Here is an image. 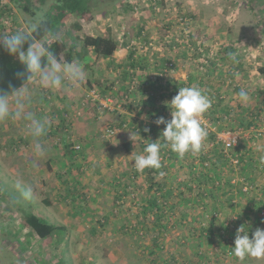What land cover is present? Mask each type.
<instances>
[{"label":"rangeland","instance_id":"1","mask_svg":"<svg viewBox=\"0 0 264 264\" xmlns=\"http://www.w3.org/2000/svg\"><path fill=\"white\" fill-rule=\"evenodd\" d=\"M53 1L56 0H44V2L32 0V5L37 9H35L36 15L31 17L29 13L18 9L11 0H2L0 34L11 35L27 29L30 24L38 23ZM83 2L92 11L94 17L90 22L81 18L76 22L82 25L87 35L114 38L118 42L117 52L120 56L115 55L110 60H103L96 59L93 53L90 54L80 63L85 71L83 84L76 86L69 84L67 87L50 90L46 96L51 102L50 105L44 104V107H40L39 101L32 105L33 108H38L35 110L39 114L48 119L58 118L59 123L53 124V122L50 124V129L59 133H56L52 140L46 141L49 151L45 156L35 154L31 138L22 122H0V264H139L138 260L141 256L138 250L144 246L148 230L144 237L136 234L133 239H128L123 237L121 231L116 233L114 229H118L113 226L112 221H109L105 233L94 238L89 233L93 225L89 222L90 219L84 220L70 213L71 207L61 200V197L66 195L64 181L68 177L73 178V181L78 179L81 184L79 189L91 197L90 199L94 197L95 203L100 207L97 219L99 222L103 218L112 220L116 213H120L122 217L130 218L132 225L137 220L135 216V213L139 212L137 207L142 208L143 204H149L153 200L154 191L136 183V186L128 188L130 193L126 196L127 201L123 205L122 201H115L114 187L107 183L109 182L107 176L111 171L106 163L112 160L115 169L118 167L123 171L122 168L127 165L130 168L128 161L133 159L127 154L120 155V158L105 155L103 143L105 138H102L103 135L100 133L120 121L118 115L122 117L120 111L125 108L129 100L121 96L122 90L129 86L121 80L120 75L125 72L130 73V70L118 67L116 64L119 59L122 63L129 62L128 54L131 46H139L134 57L136 60L150 49H156L164 56H169L171 58L169 63L172 61L177 64L176 70L171 68L169 71L170 76L187 82L189 75L185 76L195 71L189 33L200 30L203 42L210 41L213 44L210 52L204 54V58L207 59L205 64L211 67L209 71L215 72L217 67L221 69L223 75L230 73L228 78L224 79L226 82L223 83L221 77H216L214 84L208 85L209 97L214 99L219 109L226 114L223 119L218 118V122L214 121L212 128L217 132H222L221 130L224 129L238 130L236 132H240L243 137L242 143L247 148H252L254 162H260V158L264 156V75L259 73V69L264 66V0H83ZM4 6H9L12 10L8 11ZM142 26L144 33L138 39L137 30ZM77 31L76 26L71 27L70 35L67 33L62 39L66 45H70L71 41L75 40L81 52L82 43L76 40ZM172 39L183 45L170 49L167 42ZM124 40L129 42L128 48H123ZM147 41L149 45L145 44ZM227 48L229 50L223 55ZM151 53L160 65H164L165 59L161 54L155 50ZM229 53H235L241 58L246 65L245 71L240 70L237 63H233ZM150 56L151 54L146 55L147 58ZM148 78H151V73ZM204 79L205 82L209 81L206 75ZM210 79L212 80L211 76ZM134 82L136 84L130 88L131 92L137 89L136 86L139 87L138 82ZM32 87L39 90V85L36 83ZM88 87L91 90H87ZM81 88H85L88 93H84ZM241 88L249 92V101L243 105L238 97ZM139 94L137 90V96ZM61 97L64 101L60 99ZM105 107L109 110L105 111ZM62 108L67 110L62 112L63 115L59 114L62 111L59 109ZM96 112H98L97 116H95ZM112 112L117 113L111 114ZM128 114L132 115L129 112ZM62 118H66L70 125L60 130L59 124H62ZM143 118H145L144 122L156 123L154 119ZM251 121L252 125L249 127ZM254 129L263 134L258 141L252 140L251 131ZM96 134L99 136L96 137ZM69 136L75 144L79 142V145L84 147V151L74 153L75 158H72L71 153L67 151ZM20 138L28 144L23 145ZM120 138L123 139L124 136ZM120 138L116 137L115 141H112L113 147H119ZM92 146L98 149L92 153L93 161L90 162L86 151ZM83 157H88L90 165L87 164L78 171L70 165V161L81 163ZM186 164L189 166L190 162ZM189 167L186 169L176 167L172 170L173 173L174 170L177 171L175 173L177 177L169 178L167 182L171 183L173 192L175 181L178 183L187 180V175H190ZM233 168L235 169L232 172H226L222 176L223 181L229 183L230 187L238 181L239 175L236 169L240 166L233 165ZM60 172L66 173L67 177H59ZM258 176L261 178L262 174ZM103 178H106V181H103ZM16 179H22L25 183L34 186L36 192L34 200L13 203L9 193ZM139 180L141 179L138 178L137 181ZM165 180L166 178L163 177L157 179L158 182ZM227 183L220 189L225 191ZM190 184L193 188L197 186L195 181ZM186 190L188 191L187 188L183 189ZM157 195L159 196L157 208H162L161 211L165 213L163 217L169 222L168 235L172 233L173 239L183 240L188 231L185 228L186 222L191 219L195 210L189 209L188 213L191 216L181 220L185 211L173 214L169 210L170 202H175L176 196L165 199L161 192ZM247 199L243 203H246ZM220 200L222 201L223 197ZM30 215L37 216L45 223L53 224L56 227L54 235L47 240L40 239L26 226ZM89 215L90 211H88ZM251 218V221H256L259 225H254L251 230L264 229V211L259 215H252ZM236 219L235 216L229 221V231L225 237L230 238L232 244L229 243L226 254L214 252L218 248L216 244L209 246V251L201 247V252L206 256L202 264H264V259L248 258L241 262L233 255V251L231 252L232 247L235 246L234 235L240 228ZM152 220L153 217L149 222ZM260 220H262L261 225ZM199 222L204 224L205 220H197L194 227L199 228ZM150 226V223L145 225V229L151 228ZM161 255L165 257L166 253L162 252ZM188 257L194 264H199L196 257Z\"/></svg>","mask_w":264,"mask_h":264},{"label":"trees","instance_id":"2","mask_svg":"<svg viewBox=\"0 0 264 264\" xmlns=\"http://www.w3.org/2000/svg\"><path fill=\"white\" fill-rule=\"evenodd\" d=\"M1 1L2 0H0V4ZM11 1L22 12L29 13L31 17L36 15L35 9L37 8L32 5V0ZM42 2H44V0H42ZM126 4L129 5L127 2ZM4 7L8 11L12 10L9 6ZM134 7L136 10V6ZM93 17L92 11L83 0H56L53 1L45 12L44 17L38 20L39 31L34 33V35L40 42L44 40L41 44L50 48L58 59L64 63L80 64L92 53L96 59L110 60L115 55L119 57L120 55L117 52L119 49L118 42L114 40V38L108 36L87 35L83 31L82 25L76 22L78 18L83 20L87 19L88 22H90ZM75 26L78 30L76 40L78 39L82 43L83 50L81 52L78 49L75 40H72L70 45H66L62 39L67 33V35H70L71 27ZM49 30L59 31L61 39L59 41L51 39V37L47 35ZM143 33V26L139 27L137 30L138 39L143 36ZM189 38V41L191 42V58L195 60L193 66L195 71L185 76L187 77L189 75L187 82L181 80L180 82L170 76L171 72L169 71L171 68L173 70H176L177 68L176 62L171 61L169 63L171 58L169 56H164L162 52H159L156 49H150L148 53L145 52L139 60H136L134 57L139 46H131L128 54L129 62L122 63V60L120 59L117 61L116 66L130 70V73L125 72L120 75L121 80L129 86L122 90L121 96H123V98L126 97L129 100L125 104V108H123L122 111L119 110L122 114V117L118 115L120 121H117V124L113 123L114 125L112 124L110 126L107 124L109 127H107L104 132H100L101 135H103V137H101L105 138L103 141L105 145V155L108 154V157L113 158L117 156L120 158L123 154H128L129 156L132 154H143V150L147 144L156 142L160 138L159 142L163 144L164 141L161 137V132L164 130L165 125L144 122L145 119L141 120L140 117L154 119V121L159 117H164L165 120H170L172 118L171 109L167 105L170 104L174 96L178 94L180 87L196 86L209 97L208 85L214 84V78L221 77L223 83L226 82L224 79L228 78L230 74L229 72L226 73V75H223L221 74V69L217 67L215 68V72H210L211 67L205 64L207 59L204 58V54L205 52H210L213 44L210 41L203 42L200 30H196L195 33H189ZM145 44L149 45V42L147 41ZM178 45L182 46L183 44L175 39L167 42V46L170 49H174ZM187 45H189V43ZM122 46L123 48H128L129 42L124 40ZM153 50L164 57V65H160L157 58L153 56L151 53ZM228 50L229 49L227 48L223 52V55H226ZM149 54H151V56L147 58L146 55ZM237 60L239 61L237 67L240 70L245 71V63L240 57H237ZM107 68L105 69L107 70ZM21 70L22 66L14 57L0 50V87L7 88L9 85L19 86L20 81L16 79V73ZM137 72H139L138 75ZM149 73H151L150 79L148 78ZM259 73L264 75V66L259 69ZM204 75L208 77V82L207 80L205 82ZM210 76L212 77V80L210 79ZM134 81L138 82L139 87L136 86L137 89L134 92H131L130 88L136 84ZM88 83L91 85L90 82ZM210 88L213 87L210 86ZM81 89L84 93H88L85 88ZM88 89L91 90L90 87H88L87 90ZM137 90H139L140 93L138 96ZM48 93H50V90H45L43 92L44 95L42 94V98L39 100L40 107H44V104L50 105L51 102L46 97L48 96ZM93 93H95V91H93ZM151 94H153V96ZM60 99L64 101L63 97ZM209 99L211 101V107L201 117V123L204 127L205 123L209 127H212L214 121L218 122L219 119H223L224 116H226V114L219 109V105L217 106L215 100L210 97ZM47 100L49 102H47ZM35 109L38 110V108H34V110ZM63 109L64 108L59 109L60 111L62 110L59 114L63 115L62 112L67 111ZM106 110H109V108L105 107V111ZM128 112L132 115L128 114ZM116 113L112 112L111 114ZM53 115L54 114H52V116ZM97 115L98 112L95 113V116ZM215 118L217 119L215 120ZM48 120L49 125L53 122V124L56 122L59 123L58 118H51ZM69 125L67 119L62 118V124H59V129L63 130ZM250 125H252V121L250 122L249 127ZM145 129H149V131H145ZM56 133L59 132L56 130L52 131L49 127L46 141L52 140L56 136ZM251 133L252 140L255 141H258L263 135L258 131L256 132V129L252 130ZM132 134L133 139H131ZM97 136H99V134H96V137ZM120 136H124V138L122 139ZM116 137L120 138L118 142L119 147L112 146V141L114 142ZM78 139H81V137H78ZM20 140L23 145L28 144L23 138H20ZM216 141L217 135L207 132L201 151L195 154L189 152L183 158H180L176 153L171 151L170 148L162 147V167L160 169L147 168L142 172L137 171L134 166V156H131L133 159L128 161V164L130 162V168L129 165H127L122 168L123 171L118 167L115 169L112 160L106 163V166L110 168L109 170L111 171L107 176V179L109 180L107 183L114 187V191L116 192L115 201H122V204L124 205L125 201H127L126 196L130 193L128 188L136 186V183L144 186L147 190L154 191L155 193L153 195V200L149 204H143L142 208L137 207V211L139 212L135 213L137 220L133 225L131 224L132 220L130 218H124L120 213H116L112 220L103 218V220L99 222L97 219L99 217L98 214L100 212V207L95 203L96 200H94V197L93 199H90L91 197L79 189L81 184L78 179L73 181V178L68 177V179L64 181L66 195L65 197H61V200L64 201V204L71 207L70 210L72 212L70 213H73L84 220L87 218L90 219L89 222L93 225L91 226L89 233L94 238H98L101 233H105L109 221H112L111 223L113 226L118 229H114L116 233L121 231L123 237H128V239H133L136 234H140L144 237L145 232L148 230L145 244L138 250V253L141 256L140 260H138L139 264H194V262L189 260L188 256L196 257L199 260V264H202L206 256L201 252V247H205L209 251V246L216 244L218 248L214 252L217 251L226 254L227 249H229V243L232 244L231 239L225 237L229 231L228 225L230 224V218L236 216V223L239 227L244 226L245 231H248L249 237L251 238V235L255 232L253 229L251 230V227L254 225L259 226L256 221H251V217L254 214L259 215L264 211V165L260 162H254L251 152L252 148H247L245 144L241 143L234 152L241 156L240 159L242 160V165L239 169H236L237 174L239 175L238 181L234 186L230 187L229 183L223 181L222 176L226 172H232L233 169H235L233 168V163L225 156L223 148H220L219 145L210 150L204 147V145L208 146L214 144ZM66 147L67 151L71 153L70 156L72 158L76 157L74 154L75 152L84 151L83 145H79V142L75 144L73 139H70V136L69 143ZM97 149L96 146L88 147L86 152L90 158V162L91 158H93L92 153L97 151ZM83 159L84 160L79 164L70 161V165L74 166L77 171L87 164L90 165L88 157H83ZM198 161H200V165L197 164ZM186 162H190V167ZM206 162L209 163V166H205ZM176 167L184 169L189 167L188 172L190 175H187V180L178 183L175 181L174 185L176 186L173 192L171 183L167 181L169 178L174 179L177 177L175 174L177 171L174 170L175 173L172 172ZM197 169L198 171H196ZM102 172L104 173V170ZM161 172H163L164 175H160ZM260 174H262L261 178L258 176ZM64 176L67 177L66 173H59V177L62 178ZM104 176L105 175H103V177ZM162 177L166 178V180L164 182H158L157 179H161ZM138 178L141 180L137 181ZM105 179L106 178H103V181H106ZM193 181L197 182V186L194 188L190 184ZM226 183L227 189L225 191L221 190L220 187H224ZM184 188H187L188 191H183ZM245 188L246 190H244ZM158 192H161L163 194L162 197L165 199L176 196V201L170 202L171 206L169 207V210L172 211L173 214L178 211H185L181 220H186L188 219L187 217L191 216V214L188 213L189 209L195 210L193 216L190 217L191 219L186 222L185 228L188 231L183 240L173 239L174 236L172 233L168 235L169 229L167 225L169 222L163 217L165 216V213L161 211L162 208H157L159 206V204H157L159 198L157 195ZM222 197L223 200L221 201L220 199ZM246 198H248V201L246 200V203H243ZM166 207H168V204ZM88 211H90L89 216ZM158 212L161 214L159 215ZM151 217H153V220L149 222ZM200 219L205 220L204 224H200L203 222H199V228L194 227L197 220ZM149 223L151 228L145 229V225ZM261 224L262 220H260V225ZM26 226L42 240H47L53 236L56 229L53 224L45 223L34 215L29 216ZM235 238L236 235H234V241ZM167 243L168 247H166ZM232 251L233 249H231V252ZM162 252L166 253L165 257L161 255Z\"/></svg>","mask_w":264,"mask_h":264},{"label":"clouds","instance_id":"3","mask_svg":"<svg viewBox=\"0 0 264 264\" xmlns=\"http://www.w3.org/2000/svg\"><path fill=\"white\" fill-rule=\"evenodd\" d=\"M37 31L39 24L33 23L27 29L11 35L0 34V50L14 57L22 66V70L16 73L19 86L0 87V122H22L31 138L35 154L43 157L49 151L46 137L50 125L48 118L37 113L32 105L42 98L45 90H56L69 84H83L85 71L81 64L59 60L50 48L36 39L34 33ZM47 35L53 40L61 39L59 31L49 30ZM229 56L234 62H239L235 53H229ZM34 83L39 85V90L32 87ZM238 97L242 105L246 104L249 101V92L241 88ZM167 106L171 109L172 118L165 120L164 117H159L155 121L157 125H165L161 132L164 143L159 142L160 138L147 144L143 154L131 155L134 156L137 171L160 169L162 147L170 148L180 158L189 152L198 153L202 149L207 131L201 123V117L211 107L209 97L196 86L180 87L178 94ZM260 163L264 165V156L260 158ZM160 175L164 173L161 172ZM9 195L13 203H22L34 200L36 192L33 185L16 179ZM234 244L233 255L241 262L248 258L264 259V229L257 228L250 238L248 231L241 226L237 229Z\"/></svg>","mask_w":264,"mask_h":264},{"label":"built area","instance_id":"4","mask_svg":"<svg viewBox=\"0 0 264 264\" xmlns=\"http://www.w3.org/2000/svg\"><path fill=\"white\" fill-rule=\"evenodd\" d=\"M96 98L97 97H95V99ZM204 125L208 133H214L217 135V141L214 144H210L208 146L204 145V147L210 150L211 148L219 145L220 148H223V153L227 158L230 159L234 166H241V156L234 152V150L237 149L242 143L243 137L241 136V133L236 132L238 130H223L222 132H217L214 128L209 127L206 123ZM199 163L200 161L197 162V164ZM205 166H209V163L206 162ZM244 190H246V188Z\"/></svg>","mask_w":264,"mask_h":264},{"label":"crops","instance_id":"5","mask_svg":"<svg viewBox=\"0 0 264 264\" xmlns=\"http://www.w3.org/2000/svg\"><path fill=\"white\" fill-rule=\"evenodd\" d=\"M176 80V79H175ZM141 120H144L145 118L141 117L140 118ZM128 155V154H127ZM93 161V158H91V162Z\"/></svg>","mask_w":264,"mask_h":264}]
</instances>
